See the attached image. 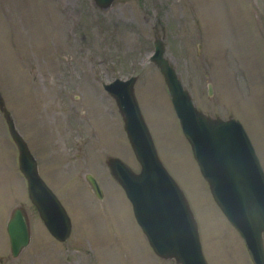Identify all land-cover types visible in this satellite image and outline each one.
<instances>
[{
	"label": "rangeland",
	"instance_id": "1",
	"mask_svg": "<svg viewBox=\"0 0 264 264\" xmlns=\"http://www.w3.org/2000/svg\"><path fill=\"white\" fill-rule=\"evenodd\" d=\"M156 33H164L165 54L194 103L237 117L264 169V0H115L108 8L93 0H0V90L40 175L72 221L65 241L49 233L28 196L0 110V264H179L153 251L106 163L111 154L139 169L122 116L101 84L131 74L158 154L197 220L208 264H253L149 60ZM86 171L98 179L101 198L87 185ZM19 203L28 210L32 236L14 257L6 221Z\"/></svg>",
	"mask_w": 264,
	"mask_h": 264
},
{
	"label": "water",
	"instance_id": "2",
	"mask_svg": "<svg viewBox=\"0 0 264 264\" xmlns=\"http://www.w3.org/2000/svg\"><path fill=\"white\" fill-rule=\"evenodd\" d=\"M115 0H93L108 8ZM162 27V31H163ZM200 46V43H198ZM164 33L153 39L149 60L163 75L181 130L188 140L211 194L244 241L253 264H264V169L242 122L197 106L182 82L174 62L165 54ZM137 74L101 80L114 98L139 169L116 155H107L113 178L131 202L135 219L153 251L179 264H208L203 253L197 220L176 179L162 162L135 94ZM212 93L211 82L207 83ZM0 110L17 147V161L27 183L30 201L49 233L59 241L71 234L72 221L62 201L39 173L38 162L17 129L0 90ZM85 181L101 198L96 176L86 171ZM10 254L17 256L31 240V222L23 203L12 207L6 221Z\"/></svg>",
	"mask_w": 264,
	"mask_h": 264
},
{
	"label": "flooded vegetation",
	"instance_id": "3",
	"mask_svg": "<svg viewBox=\"0 0 264 264\" xmlns=\"http://www.w3.org/2000/svg\"><path fill=\"white\" fill-rule=\"evenodd\" d=\"M159 5H157V7H158ZM155 21H156V24H159L160 26H161V30H162V27L164 26L163 24H162V21H161V19H160V17H158V16H156V18H155ZM157 34H159V33H156V35ZM155 35V36H156ZM114 99V98H113ZM37 159V158H36ZM38 162V161H37Z\"/></svg>",
	"mask_w": 264,
	"mask_h": 264
}]
</instances>
